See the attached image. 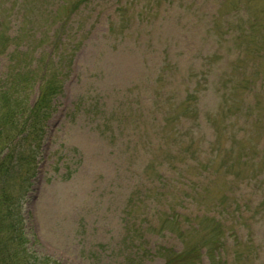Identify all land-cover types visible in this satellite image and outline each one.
Listing matches in <instances>:
<instances>
[{"label": "rangeland", "instance_id": "obj_1", "mask_svg": "<svg viewBox=\"0 0 264 264\" xmlns=\"http://www.w3.org/2000/svg\"><path fill=\"white\" fill-rule=\"evenodd\" d=\"M155 1L91 0L75 11L79 0H0V16L12 15V21L9 18L4 24L6 46L0 38V84L12 68L13 53H19V64L27 69L30 63L40 65L43 58L57 60L65 52L60 62L66 68L64 90L55 99L56 110L47 123L37 175L24 210L27 248L39 257L48 256L63 264H163L157 251L160 246L183 248L177 225L167 224L163 233L155 228L160 215L168 210L157 208L155 214L134 220V214L146 211L145 201L158 203L164 195L138 190L137 178L152 158V144L126 132L123 122L131 107L137 105L132 104L133 99L148 100L149 88L143 93L140 86L145 75L151 79L146 67L169 56L185 67L217 53L220 69L230 53L231 59L235 58L244 48L248 61H261L264 67V0ZM11 6L14 9L9 12ZM258 14L261 21L251 37L244 29H249L251 19ZM2 34L3 28L0 37ZM230 68L235 73L232 64ZM37 91L31 92V101ZM152 92L153 88L150 97ZM241 95L237 89V102ZM260 105L264 113V100ZM233 106L231 101L217 111V126L221 130L228 127L225 136H230V142L238 141L236 154L243 145L253 151L251 144L256 140L239 143L245 130L236 124ZM147 112L151 123L155 113ZM135 130L139 131L137 127ZM128 157L136 161L134 165ZM164 158L172 160V155L165 152ZM223 159L215 162L219 168L216 180L200 185L207 193V202L202 204L188 196L177 203V210L220 218L221 205H225L228 223L233 221L239 231L244 229L238 228L237 221L243 222L248 230V243L241 248L236 264H262L261 183L258 177L252 182L244 178L237 182L233 177L240 170L224 167ZM153 165L149 163V173ZM258 170L264 171V165ZM152 181L146 187L158 190ZM147 195L151 197L146 199ZM214 200L220 205L211 210ZM211 223L213 220L203 232L193 231L194 239L210 235ZM235 237L228 238L224 264L235 259L230 253L231 247L237 246ZM250 239L261 248V255ZM203 264H208V258H203Z\"/></svg>", "mask_w": 264, "mask_h": 264}, {"label": "trees", "instance_id": "obj_2", "mask_svg": "<svg viewBox=\"0 0 264 264\" xmlns=\"http://www.w3.org/2000/svg\"><path fill=\"white\" fill-rule=\"evenodd\" d=\"M64 54L62 51L57 60L43 58L40 65L30 63L26 69L19 64V53H13L12 68L0 84V264H63L48 256L39 257L27 248L24 210L37 175L47 123L56 109L55 99L63 92L66 68L61 67L60 62ZM214 57L217 56L207 54L200 64L191 63L187 69L172 59H168V62L161 60L158 65L150 67L153 76L151 79L146 77L142 83L149 87L155 85L149 100L151 106L148 107L141 99H133L132 104L137 105L131 107L123 122L126 132L136 133L138 140H148L152 144V158L137 178L138 190L164 195V199L158 203L145 201L146 211L134 214V220L155 214L153 211L157 208L168 210L160 215L158 226L154 225L157 233H163L167 224L177 225L176 234L184 243L180 251L166 246L158 248L164 264H203L204 257L208 258V264H224L228 251L226 244L228 238L233 240L234 234V244L237 246L231 247L230 253L235 259L229 263L233 264L234 261L236 264L237 259L241 258L239 253L248 243L245 238L248 230L243 222L237 221L238 228L244 229L239 231L235 230L233 221L228 223L225 205H221L220 218L211 216V234L205 233L203 239L198 238L197 242L193 241V231L203 232L201 224L210 217L184 214L177 210L178 199L179 202L186 200L183 192L202 204L207 202V193L200 185H209L216 180L219 168L215 167V162L219 157H224V167L240 170L233 177L237 182L243 178L249 182L255 181L254 177L259 178L257 181L261 183V203L264 206V172L258 170L264 165V114L258 116L253 113L256 105L260 106L264 99V67L254 63L239 68V79L246 87L241 101L237 102L234 97L237 91L235 74L229 72L230 66L228 69L215 68L217 62ZM170 68H173L171 72ZM39 71L41 74H38ZM163 83L165 88L171 87L160 92L159 85ZM37 85L38 95L31 101V92ZM137 97L140 98V95ZM231 101L234 103L232 114L236 124L245 130L243 141L239 143L243 145L256 140L251 144L253 151L243 145L236 154L238 141L230 142V137L225 136L228 127L221 130V126H217V111ZM147 111L155 113L156 117H152L151 123ZM111 131L115 132L113 128ZM165 152L172 155V160L164 158ZM252 153L255 155H250ZM128 162L134 165L136 161L128 157ZM150 162L154 164L151 175L147 171ZM250 169L252 172H249ZM242 173H248V176ZM151 178L158 190L146 187ZM211 203L214 205L212 208L220 205L216 200ZM164 214L167 217L163 218ZM250 240L255 252L260 253L262 250L255 244L256 241ZM143 247L146 248L145 245Z\"/></svg>", "mask_w": 264, "mask_h": 264}]
</instances>
